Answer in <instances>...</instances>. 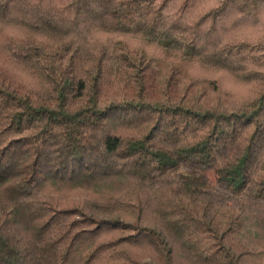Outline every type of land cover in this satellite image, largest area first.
I'll use <instances>...</instances> for the list:
<instances>
[{
    "label": "trees",
    "instance_id": "16d2710c",
    "mask_svg": "<svg viewBox=\"0 0 264 264\" xmlns=\"http://www.w3.org/2000/svg\"><path fill=\"white\" fill-rule=\"evenodd\" d=\"M0 264H264V0H0Z\"/></svg>",
    "mask_w": 264,
    "mask_h": 264
}]
</instances>
